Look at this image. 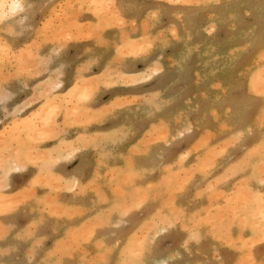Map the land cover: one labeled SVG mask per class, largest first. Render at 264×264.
Here are the masks:
<instances>
[{"label":"rangeland","instance_id":"obj_1","mask_svg":"<svg viewBox=\"0 0 264 264\" xmlns=\"http://www.w3.org/2000/svg\"><path fill=\"white\" fill-rule=\"evenodd\" d=\"M12 1H0L6 8L0 5V88L7 93L0 92V152L7 155L15 147L16 154L6 161L0 156V175H5L0 181H6L0 196L24 197L21 188L29 195L24 202L13 197L11 209L10 201L0 203L5 205L0 209L7 207L0 211V227L6 229L0 228V263L46 264L50 256L54 264H264V180L258 179L264 178V0H131L118 15L112 11L121 0H14L22 9L10 6ZM18 51L20 60L31 59L35 68L26 67L28 61L17 66ZM52 100L54 107H47ZM77 112L82 122L66 123L68 115L70 123L78 120ZM53 125L61 128L53 127L57 135ZM35 128L42 134L50 128L54 135L46 133L30 145L24 137ZM26 144L30 153L47 151L51 162L35 154L24 157ZM146 159L140 173L138 164ZM8 160H14L12 167ZM198 162L206 169L199 170ZM36 174L43 181L49 176L51 184Z\"/></svg>","mask_w":264,"mask_h":264},{"label":"bare ground","instance_id":"obj_2","mask_svg":"<svg viewBox=\"0 0 264 264\" xmlns=\"http://www.w3.org/2000/svg\"><path fill=\"white\" fill-rule=\"evenodd\" d=\"M0 1H1V0H0ZM9 1H10V0H9ZM22 1H23V0H22ZM46 1H47V0H46ZM49 1H50V0H49ZM88 1H89V0H88ZM99 1H101V0H99ZM137 1H140V0H137ZM180 1H181V0H180ZM184 1L189 2V0H184ZM191 1L193 2V0H191ZM194 1H195V0H194ZM12 2H13L12 4H15V5H16V3H14V2H15L14 0H13ZM33 2H34V1H33ZM77 2H78V1H77ZM85 2H86V1H85ZM85 2H84V3H85ZM120 2H121V5L118 6L119 8L115 7V8L113 9V11H112L113 14L118 15V13L121 12V8H123V6H130V5H131V4H129V2H131V0H121ZM19 3H21V2H19ZM57 3H58V2H57ZM78 3H79V2H78ZM82 3H83V0H82ZM88 3H89V2H88ZM93 3H94V2H93ZM111 3H112V1H111ZM194 3H196V2H194ZM197 3H198V2H197ZM202 3H203V2H202ZM6 4H7V3H6ZM35 4H36V3H35ZM71 4H73V3H71ZM74 4H76V3L74 2ZM91 4H92V3H91ZM0 5H1V7H4V8H5L4 2H3V3L1 2ZM24 5H25V4H24ZM45 5H46V4H45ZM54 5H55V4H54ZM81 5H82V4H81ZM86 5H87V2H86ZM8 6H9V4H8ZM10 6H14V5H11V4H10ZM10 6H9V7H10ZM20 6H23V5H20ZM43 6H44V5H43ZM47 6H48V5H47ZM47 6H46V7H47ZM69 6H70V5H69ZM77 6H78V5H77ZM91 6H92V5H91ZM98 6H99V5H98ZM98 6L96 5V9L98 8ZM121 6H122V7H121ZM40 7H41V6H40ZM50 7H51V6H50ZM50 7H49V8H50ZM133 7H134V6H133ZM11 8H12V7H11ZM14 8H15V7H14ZM19 8H21V7H19ZM56 8H57V7H56ZM84 8H85V7H84ZM5 9H6V8H5ZM7 9H8V8H7ZM21 9H22V8H21ZM38 9H39V8H38ZM47 9H48V8H47ZM9 10H10V9H9ZM9 10H8V11H9ZM40 10H41V9H40ZM62 10H64V8H63ZM65 10H66V9H65ZM71 10H72V7H71ZM85 10H86V9H85ZM88 10H89V9H88ZM150 10H151V9H150ZM5 11H6V10H5ZM19 11H20V10H19ZM47 11H48V10H47ZM81 11H82V10H81ZM91 11H92V10H91ZM95 11H96V10H95ZM152 11H153V9L151 10V12H152ZM16 12H17V11H16ZM54 12H56V11H54ZM57 12H60V11H57ZM101 12H103V10H102ZM101 12H100V13H101ZM263 12H264V11H263ZM28 13H29V12H28ZM47 13H48V12H47ZM70 13H71V12H70ZM96 13H97V12H96ZM145 13H146V12H145ZM156 13H157V12H156ZM171 13H172V12H171ZM37 14H38V13H37ZM57 14H58V13H57ZM61 14H62V13H61ZM107 14H108V13H107ZM109 14H110V13H109ZM176 14H177V13H176ZM5 15H6V14H5ZM10 15H11V14H10ZM52 15H53V14H52ZM64 15H65V14H64ZM69 15H70V14H69ZM71 15H72V14H71ZM97 15H98V13H97ZM134 15H135V14H134ZM153 15H154V14H153ZM1 16H2V15H1ZM1 16H0V17H1ZM26 16H27V15H26ZM65 16H66V15H65ZM67 16H68V15H67ZM95 16H96V15H95ZM138 16H139V15H138ZM148 16H149V15H148ZM31 17H32V16H31ZM37 17H38V15H37ZM48 17H49V16H48ZM52 17H53V16H52ZM72 17H73V16H72ZM100 17H102V15L99 16V18H100ZM112 17L115 18L114 15H112ZM132 17H133V16H132ZM139 17H140V16H139ZM150 17H152V15H151ZM154 17H155V16H154ZM66 18H68V17H66ZM66 18H65V19H66ZM70 18H71V17H70ZM76 18H77V17H76ZM114 18H113V19H114ZM145 18H146V17H145ZM52 19H56V20H57L58 18H52ZM59 19H60V17H59ZM63 19H64V17H63ZM130 19H131V18H130ZM132 19H133V18H132ZM139 19H140V18H139ZM148 19H149V18H148ZM22 20H23V19H22ZM22 20H21V21H22ZM50 20H51V19H50ZM50 20H49V21H50ZM61 20H62V18H61ZM61 20H60V21H61ZM68 20H70V19L68 18ZM76 20H77V19H76ZM99 20H100V19H99ZM115 20H116V19H115ZM115 20H114V21H115ZM123 20H124V19H123ZM125 20H126V19H125ZM142 20H144V19H142ZM150 20H152V19H150ZM45 21H46V20H45ZM63 21H65V20H63ZM74 21H75V19H74ZM112 21H113V20H112ZM114 21H113V23L115 24ZM117 21H119V20H117ZM129 21H130V20H129ZM139 21H140V20H139ZM148 21H149V20H148ZM196 21H197V20H196ZM38 22H39V21H38ZM57 22H58V21H57ZM68 22H69V21H68ZM68 22H66V23H68ZM85 22L88 23L87 21H85ZM119 22H120V21H119ZM119 22H118V23H119ZM125 22H126V21H125ZM137 22H138V21H137ZM137 22H136V23H137ZM50 23H51V22H50ZM54 23H55V21H54ZM59 23H60V22H59ZM61 23H62V22H61ZM75 23H76V21H75ZM102 23H103V21H102ZM110 23H112V22H110ZM130 23L132 24V22H130ZM142 23H143V22H142ZM14 24H15V23H14ZM20 24H21V23H20ZM51 24H52V23H51ZM51 24H50V26H51ZM64 24H65V23H64ZM100 24H101V23H100ZM106 24H108V23H105V26H106ZM149 24H151V23H149ZM170 24H171V23H170ZM47 25H48V24H47ZM61 25H63V24H61ZM72 25H73V24L71 23V27H70V28H72ZM74 25H75V24H74ZM74 25H73V26H74ZM129 25H130V24H129ZM133 25H134V23H133ZM138 25H139V22H138ZM44 26H45V25H44ZM50 26H48V27H50ZM107 26H108V25H107ZM173 26H174V24H173ZM10 27H11V25H10ZM41 27H43V26H41ZM41 27H40V28H41ZM48 27H45V29L48 28ZM51 27H52V26H51ZM56 27H57V26H56ZM61 27L63 28V27H65V25H64V26H61ZM113 27H114V26H113ZM139 27H140V26H138V28H139ZM188 27H189V28L192 27V26H191V23L188 24ZM208 27H209V26H208ZM14 28H15V27H14ZM22 28H23V27H22ZM66 28H68V26H67ZM73 28H74V27H73ZM101 28H102V27H101ZM103 28H104V27H103ZM111 28H112V27H111ZM127 28H128V27H127ZM163 28H164V27H163ZM173 28H174V27H173ZM175 28H176V27H175ZM175 28H174V29H175ZM182 28H183V27H182ZM256 28H257V27H256ZM0 29H1V28H0ZM3 29H4V28H3ZM18 29H19V28H18ZM23 29H24V28H23ZM25 29H26V27H25ZM33 29H34V28H33ZM38 29H39V28H38ZM38 29H37V30H38ZM43 29H44V28H43ZM74 29H75V28H74ZM109 29H110V28H109ZM123 29H124V28H123ZM132 29H133V28H132ZM134 29H135V27H134ZM143 29H144V27H143ZM26 30H27V29H26ZM29 30H30V29H29ZM31 30H32V29H31ZM48 30H49V29H48ZM76 30H78V29H75V33H76ZM104 30H106V29L104 28ZM158 30H159V29H158ZM161 30H162V29H161ZM5 31H6V29H5ZM8 31H9V30H8ZM16 31H17V30H16ZM20 31H21V30H20ZM32 31H33V30H32ZM43 31H44V30H43ZM49 31H50V30H49ZM53 31H54V29H53ZM61 31H63V30H61ZM61 31H58V32H61ZM82 31H83V30H82ZM87 31H88V33H89L90 30H87ZM87 31H86V32H87ZM109 31H110V30H108V32H109ZM127 31H128V30H127ZM141 31H142V30H141ZM181 31H182V30H181ZM259 31H260V30H259ZM1 32H2V31H1ZM18 32H19V31H18ZM18 32H17V33H18ZM21 32H22V31H21ZM40 32H41V31H40ZM71 32H73L72 29H71ZM97 32H99V31L97 30ZM103 32H104V31H103ZM169 32H171V30H170ZM201 32H202V31H201ZM247 32H248V31H247ZM49 33H50V32H49ZM66 33H67V32H66ZM79 33H82V32L80 31ZM79 33H78V34H79ZM110 33H111V32H110ZM120 33H121V32H120ZM120 33H119V34H120ZM139 33H140V32H139ZM151 33H152V32H151ZM159 33H160V32H159ZM13 34H14V33H13ZM18 34H19V33H18ZM71 34H73V33H71ZM71 34H70V35H71ZM96 34H97V33H96ZM96 34L93 33V34H91V35H96ZM174 34H175V31H174V33H173V36H174ZM10 35H11V34H10ZM42 35H43V34H42ZM44 35H46V33H45ZM81 35H83V34H81ZM85 35H86V33L84 32V36H85ZM97 35H98V34H97ZM110 35H111V34H110ZM122 35H123V34H122ZM137 35H139V34H137ZM152 35H153V34H152ZM35 36H36V35H35ZM50 36H51V35H50ZM61 36H62V35H61ZM61 36H60V37H61ZM87 36H89V35H87ZM154 36H155V35H154ZM175 36H177V35H175ZM175 36H174V37H175ZM9 37H10V36H9ZM47 37H49V35H48ZM57 37H58V36H57ZM60 37H59V38H60ZM67 37H68V36H67ZM71 37H72V36H71ZM92 37H93V36H92ZM97 37H98V36H97ZM101 37H103V36H101ZM122 37H123V36H122ZM158 37H159V36H157V38H158ZM21 38H22V37H21ZM63 38H64V37H63ZM72 38H73V37H72ZM109 38H110V37H109ZM148 38H149V37H148ZM155 38H156V37H155ZM163 38H164V37H163ZM36 39H38V38H36ZM39 39H40V38H39ZM121 39L124 40V38H121ZM150 39H151V38H150ZM160 39H161V38H160ZM3 40H4V39H3ZM40 40H41V39H40ZM50 40H51V39H50ZM62 40H63V39H62ZM62 40H61V41H62ZM69 40H70V39H69ZM71 40H72V39H71ZM73 40H74V39H73ZM100 40H101V38H100ZM100 40H99V41H100ZM103 40H104V39H103ZM158 40H159V39H158ZM166 40H167V39H166ZM170 40H171V39H170ZM78 41H79V40H78ZM99 41H98V42H99ZM124 41H125V40H124ZM74 42H75V41H74ZM82 42H83V41H82ZM93 42H94V40H93ZM93 42H92V43H93ZM96 42H97V41H96ZM106 42H107V41H106ZM110 42H111V41H110ZM118 42H119V41H118ZM130 42H131V41H130ZM137 42H138V41H137ZM140 42H141V41H140ZM140 42H139V43H140ZM33 43H35V40H34ZM41 43H42V42H41ZM49 43H50V42H49ZM68 43H70V42H68ZM71 43H72V42H71ZM102 43L105 44V42H102V41H101L100 44H102ZM115 43H116V42H115ZM139 43H138V46H140V45L142 44V43H141V44H139ZM30 44H31V43H30ZM35 44H36V43H35ZM35 44H34V46H35ZM47 44H48V43H47ZM106 44H107V43H106ZM108 44H109V43H108ZM125 44H126V43H125ZM129 44H130V43H129ZM131 44H132V43H131ZM40 45H41V44H40ZM43 45H44V44H43ZM50 45H51V44H50ZM83 45H84V44H83ZM92 45H93V44H92ZM92 45H90V46H92ZM113 45H114V43H113ZM136 45H137V44H136ZM136 45H135V46H136ZM145 45H146V44H145ZM27 46H28V45H27ZM27 46H26V48H27ZM29 46H30V45H29ZM32 46H33V44H32ZM34 46H33V51H32L33 53L31 52L32 55L35 54L34 51L36 50V49H34ZM45 46H46V45H45ZM110 46H111V44H110ZM110 46H109V47H110ZM114 46H115V45H114ZM123 46H124V45H123ZM123 46H122V47H123ZM125 46H126V45H125ZM125 46H124V47H125ZM146 46H147V45H146ZM88 47H89V46H88ZM104 47H106V46H104ZM122 47H120V48H122ZM140 47H141V46H140ZM213 47H214V46H213ZM26 48H25V49H26ZM89 48H90V47H89ZM133 48H135V47H132V49H133ZM1 49H2V48H1ZM30 49H31V48H30ZM86 49H87V48H86ZM102 49H103V48H102ZM112 49H113V48H112ZM132 49H131V50H132ZM135 49L137 50V48H135ZM233 49H234V48H233ZM37 50H38V49H37ZM124 50H125V49H124ZM124 50H123V51H124ZM131 50H129V51H131ZM133 50H134V49H133ZM138 50H140V49L138 48ZM176 50H177V49H176ZM27 51H28V52H27ZM27 51H25V52H26V53H29L31 50H30V51L27 50ZM81 51H82V49H81ZM84 51H85V50H83V52H84ZM119 51H120V49H119ZM129 51H128V52H129ZM172 51H174V50H172ZM233 51H234V50H233ZM9 52H11V51H9ZM18 52H19V51H18ZM21 52H22V50H21ZM21 52H19L17 55L20 56V53H21ZM25 52H23V53H25ZM48 52H50V51H48ZM91 52H92V51H91ZM108 52H109V51H108ZM108 52H107V53H108ZM113 52H114V51H113ZM134 52H135V51H134ZM140 52H142V51H140ZM36 53H37V52H36ZM88 53H89V52H88ZM93 53L95 54L96 52H93ZM111 53H112V52H111ZM129 53H130V52H129ZM129 53H126V52H125L124 54H129ZM131 53H132V52H131ZM143 53H144V52H143ZM4 54H5V53H4ZM4 54H3V55H4ZM9 54H10V55L12 54V56H11L10 58H12V57L16 58V57L13 55V53H9ZM29 54H30V53H29ZM46 54H47V53H46ZM91 54H92V53H91ZM118 54H119V53H118ZM118 54H117V55H118ZM139 54H140V53H139ZM139 54H137V55H139ZM172 54H173V53H172ZM107 55H108V54H107ZM129 55H130V54H129ZM168 55H169V54H168ZM170 55H171V54H170ZM178 55H179V54H178ZM0 56H1V54H0ZM48 56H49V55H48ZM92 56H93V55H92ZM105 56H106V55H105ZM115 56H116V55H115ZM120 56H121V55H119L118 57L120 58ZM131 56H132V55H131ZM159 56H160V55H159ZM166 56H167V55H166ZM4 57H6V55L3 56V57H1V58H2L1 61L3 60ZM90 57H91V56H90ZM90 57H89V58H90ZM97 57H98V56H97ZM118 57H115V58H118ZM157 57H158V56H157ZM10 58H8V61H9ZM14 58H13V59H14ZM21 58H24L23 54H22V56L17 57V59H18V60H17V61H18L17 64H18V65H17V64H15V65H17V66L20 65V63L22 62V61L20 60ZM49 58H50V57H49ZM103 58H104V57H103ZM106 58H107V57H106ZM113 58H114V57H113ZM124 58H125V57H124ZM126 58H127V57H126ZM35 59H36V58H35ZM95 59H96V57H95ZM95 59H93V60H95ZM229 59H230V57H229ZM6 60H7V59H6ZM19 60H20V61H19ZM22 60H23V59H22ZM24 60H25V61H24ZM24 60H23V62L21 63V64L23 65V67L26 66V65H27L26 67H30V66L32 67V65H33V67H34V65L36 66L35 63L32 64V65H30V60H31V59L28 61V58L26 57ZM37 60H38V58H37ZM39 60H40V59H39ZM72 60H73V59H72ZM115 60H117V59H115ZM11 61H13V60H11ZM14 61H15V60H14ZM27 61H28V62H27ZM47 61H48V60H47ZM84 61H85V60H84ZM88 61H90V60H88ZM118 61H119V60H118ZM120 61H121V60H120ZM26 62H27L28 64L24 65V63H26ZM35 62H37V61H35ZM42 62H43V60H42ZM91 62H93V61H91ZM9 63H10V61H9ZM64 63H65V62H64ZM86 63H88V62H86ZM12 64H13V62H12ZM47 64H48V62H47ZM78 64H79V63H78ZM113 64H114V63H113ZM9 65H10V64H9ZM22 65L20 66L21 68H22ZM79 65H80V64H79ZM83 65H85V67H84V66H83V67L86 69V67H87L86 64H83ZM109 65H110V64H108V66H109ZM118 65H119V64H118ZM151 65H152V64H151ZM2 66H4V65L2 64ZM6 66H7V65H6ZM17 66H16V67H17ZM39 66H40V65H38V67H39ZM42 66H43V65H42ZM45 66H46V65H45ZM108 66H107V67H108ZM111 66H112V65H111ZM114 66H116V65H114ZM180 66H181V65H180ZM7 67H8V66H7ZM14 67H15V66H14ZM20 67H17V68L19 69ZM31 67H30V68H31ZM33 67H32V68H33ZM38 67H36L35 70H37ZM80 67H81V65H80ZM119 67H120V66H119ZM164 67H165V66H164ZM192 67H193V66H192ZM32 68H31V69H32ZM34 68H35V67H34ZM87 68H88V67H87ZM112 68H113V67H112ZM7 69H8V68H7ZM7 69H6V67H5L6 72H7ZM106 69H107V68H106ZM106 69H105V70H106ZM8 70H10V69H8ZM12 70H13V68H12ZM16 70H17V69H16ZM103 70H104V69H103ZM1 71H3V70H1ZM10 71H11V70H10ZM23 71H26V72H27L28 69L24 68V69L21 71L22 74H23ZM29 71H30V70H29ZM57 71H58V70H57ZM59 71H60V68H59ZM108 71H110V70H108ZM115 71H116V70H115ZM4 72H5V71H4ZM19 72H20V71H19ZM30 72H31V71H30ZM112 72H113V71H112ZM2 73H3V72H2ZM7 73H8V72H7ZM7 73H6V74H7ZM34 73H35V72H34ZM34 73L32 72V74H34ZM51 73H52V72H51ZM102 73H103V72H102ZM104 73H107V71L104 72ZM104 73H103V74H104ZM120 73H121V72H120ZM22 74H21V76H23ZM24 74H25V73H24ZM36 74H37V73H36ZM12 75H14V72H13ZM50 75H51V74H50ZM56 75H57V74H56ZM108 75H109V74H108ZM108 75H106V76H108ZM2 76H3V75H2ZM7 76H8V74H7ZM75 76H76V75H75ZM125 76H126V75H125ZM14 77H16V76H14ZM18 77H19V76H18ZM72 77H73V76H72ZM78 77H79V76H78ZM108 77H109V76H108ZM115 77H116V75H115ZM126 77H127V76H126ZM145 77H146V76H145ZM9 78H10V77H9ZM113 78H114V77H113ZM116 78H117V77H116ZM120 78H121V76H120ZM120 78H119V79L117 78V79H118V80H121ZM2 79H3V78H2ZM4 79H5V78H4ZM7 79H8V78H7ZM14 79H15V78H14ZM50 79H51V78H50ZM90 79H91V78H90ZM101 79H102V78H101ZM124 79H125V78H124ZM124 79H122L123 82H124ZM127 79H129V78L127 77ZM11 80H12V79H11ZM92 80H93V79H92ZM111 80H113V79H111ZM17 81H18V80H17ZM22 81H23V80H22ZM22 81H21V82H22ZM24 81H25V80H24ZM24 81L22 82L23 84H24ZM79 81H80V80H79ZM125 81H127V80H125ZM128 81H129V80H128ZM2 83H3V82H2ZM2 83H1V84H2ZM10 83H11V82H10ZM53 83H54V82H53ZM55 83H56V82H55ZM84 83H87V84H88V80L86 79V82H84ZM96 83H97V82H96ZM109 83H110V82H109ZM113 83H114V82H113ZM117 83H118V82H117ZM4 84H5V83H3V85H4ZM37 84H38V83H37ZM79 84H81V83H78V85H75V86H76V87H77V86L79 87ZM17 85H18V84H17ZM39 85H40V84H39ZM1 86H2V85H1ZM24 86H25V84H24ZM36 86H37V85H36ZM41 86H42V84H41ZM44 86H45V85H44ZM49 86H50V85H49ZM75 86H74V87H75ZM229 86H230V85H229ZM46 87H47V86H46ZM54 87H55V86H54ZM76 87H75V89H76ZM95 87H96V86H95ZM99 87H101V86H99ZM223 87H224V86H223ZM1 88H2V87H1ZM1 88H0V92H1V94H4V95L6 94L5 96H7V93H5V92L3 91V89L1 90ZM47 88H48V87H47ZM47 88H46V89H47ZM93 88H94V87H93ZM102 88H103V87H102ZM26 89H27V88H26ZM50 89H51V88H50ZM78 89H79V88H78ZM78 89H77V90H78ZM89 89H90V88H89ZM261 89H262V88H261ZM91 90H92V89H91ZM163 90H164V89H163ZM258 90H259V88H258ZM28 91H29V90H28ZM70 91H71V90H70ZM73 91H74V90H73ZM3 92H4V93H3ZM67 92H68V91H67ZM81 92H82V90H81ZM88 92H90V91H88ZM88 92H87V93H88ZM94 92H95V91H94ZM94 92H93V94H94ZM261 92H263V91H261ZM35 93H36V91H35ZM43 93H45V92H43ZM68 93H69V92H68ZM87 93H86V95H87ZM91 93H92V92H91ZM95 93H96V92H95ZM263 93H264V92H263ZM46 94H47V92H46L44 95H46ZM72 94H73V93H72ZM74 94H75V93H74ZM36 95H37V94H36ZM86 95H85V96H86ZM143 95H144V94H143ZM158 95H160V94H158ZM5 96L2 95V97H5ZM8 96H10V95H8ZM91 96H92V95H91ZM35 97H36V96H35ZM70 97H71V96H70ZM87 97H88V96H87ZM127 97H128V96H127ZM222 97H223V96H222ZM32 98H34V97H32ZM58 98H59V97H58ZM119 98L121 99V97H119ZM119 98H117V99H119ZM4 99H5V98H4ZM38 99H39V98H38ZM66 99H67V98H66ZM71 99H72V98H71ZM115 99H116V98H115ZM120 99H119V100H120ZM0 100H1V99H0ZM28 100H31V99H28ZM73 100H75V99H73ZM121 100H122V99H121ZM141 100H143V99H141ZM55 101H57V100H55ZM82 101H83V100H82ZM113 101H114V100H113ZM113 101H112V103H113V104H116V102H115L116 100H115L114 102H113ZM117 101H118V100H117ZM152 101H153V100H152ZM163 101H164V100H163ZM28 102H29V101H28ZM28 102H27V104H28ZM30 102H33V101L31 100ZM122 102H123V101H122ZM122 102H121V103H122ZM166 102H167V101H166ZM24 103H25V102H24ZM51 103H52V107H54V105H53V100H52V102L50 101V103H49V102H46L45 105H46L47 107H49V104H51ZM54 103H55V102H54ZM63 103H64V102H63ZM78 103H79V102H78ZM78 103H77V104H78ZM118 103H120V102H118ZM121 103H120V104H121ZM157 103H158V102H157ZM157 103H156V104H157ZM67 104H68V103H67ZM73 104H74V103H73ZM77 104H76V105H77ZM80 104H81V103H80ZM80 104H79V105H80ZM106 104H107V103H106ZM108 104H110V101H109ZM108 104H107V105H108ZM113 104H110L111 107H112ZM45 105H43V106H44V107H43L44 109H43V108H41V109L45 110V109L47 108ZM63 105H64V104H63ZM63 105H61V106H63ZM107 105H106V106H107ZM23 106H25V105H23ZM23 106H22V107H23ZM58 106H59V105H58ZM77 106H78V105H77ZM19 107H20V109H21V106H19ZM63 107L65 108V105H64ZM187 107H188V106H187ZM64 108H63V109H64ZM70 108H71V107H70ZM70 108H69V109H70ZM102 108H103V106H102ZM109 108H110V107H109ZM109 108H108V109H109ZM37 109H38V108H37ZM49 109H50V108H49ZM54 109H55V108H54ZM69 109H68V110H69ZM78 109H79V108H78ZM21 110H22V109H21ZM82 110H83V109H82ZM96 110H97V109H96ZM103 110H104V109H103ZM103 110H102V112H103ZM105 110H107V108H106ZM226 110H227V109H226ZM5 111H7V110H5ZM18 111H19V109H18ZM34 111H35V110H34ZM41 111H42V110H41ZM46 111H47V110H46ZM63 111H64V110H63ZM65 111H66V110H65ZM65 111H64V112H65ZM71 111H73V109H71ZM76 111H77V110H76ZM80 111H81V110L79 109V112H80ZM212 111H215V110H212ZM37 112H38V111H37ZM42 112H43V111H42ZM73 112H74V111H73ZM79 112H77V113L79 114ZM93 112H94V111H93ZM102 112L97 111L96 113L99 114V113H102ZM4 113H5V112H4ZM34 113H36V112H34ZM50 113H51V112H50ZM50 113H49V117H46V118H50L51 115H52L53 113H54V114H53V117H52V118H54V116L57 114V107H56V111H55V112H53L51 115H50ZM55 113H56V114H55ZM68 113H69V112H68ZM90 113H91V112H90ZM113 113H114V112H113ZM5 114L7 115V113H5ZM38 114L40 115L41 112L38 113ZM74 114H75V112H74ZM92 114H93V113H92ZM94 114H95V113H94ZM6 115H5V116H6ZM30 115H31V114H30ZM30 115H29V116H30ZM39 115H38V116H39ZM41 115L43 116V114H41ZM41 115H40V116H41ZM44 115H45V114H44ZM86 115H87V114H86ZM214 115H215V114H214ZM70 116H71V115H70ZM70 116L68 115V120L66 121V123L69 122V124H74V122H78V121L80 122V121H81V120H80V119H81V118H80V114H79V118H78V120L73 121V122L70 123V120H71V118H69ZM76 116H77V114H76ZM90 116H91V115H89V117H90ZM98 116H99V115H98ZM98 116H97V117H98ZM26 117H27V116H26ZM30 117H34V118H35V115H34V116H30ZM63 117H64V116H63ZM72 117H74V116H72ZM77 117H78V116H77ZM77 117H76V118H77ZM95 117H96V116H95ZM65 118H66V117H65ZM17 119H18V118H17ZM24 119H25V118H24ZM29 119H30V118H29ZM31 119H32V118H31ZM37 119H39V121H40L41 117H40V118H37ZM66 119H67V118H66ZM69 119H70V120H69ZM82 119H83V118H82ZM93 119H94V118H93ZM238 119H239V118H238ZM261 119H262V118H261ZM261 119H259V120H261ZM33 120H34V119H33ZM33 120H32V121H33ZM41 120H42V119H41ZM52 120H53V119H52ZM97 120H98V119H97ZM100 120H101V119H100ZM30 121H31V120H30ZM36 121H37V120L35 119V122H34V123H36ZM12 122H13V121H12ZM17 122H18V121H17ZM20 122H22V121H20ZM23 122H24V121H23ZM23 122H22V123H23ZM81 122H82V121H81ZM261 122H262V121H261ZM52 124H54V123H52ZM77 124H78V123H77ZM80 124H82V123H80ZM20 125H21V124H20ZM7 126H8V125H7ZM44 126H46V125H44ZM54 126H55V125L51 126L52 129L55 128ZM60 126H61V125H60ZM80 126H81V125H80ZM4 127H6V126L4 125ZM23 127H24V125H23ZM38 127H39V125H38ZM49 127H50V126H49ZM53 127H54V128H53ZM56 127H57V126H56ZM57 128H60V127H57ZM57 128H55V129H57ZM124 128H125V127H124ZM5 129H6V128H5ZM17 129H18V128H17ZM25 129H26V128H25ZM35 129H36L35 132H36V131H37V133L40 132L39 130H37V128H35ZM55 129H54V134L57 135V133H55ZM60 129H61V128H60ZM12 130H13V129H12ZM23 130H24V129H23ZM49 130H50V128H49ZM49 130H48L49 133H48V132H45V133L43 132V133H44V134L47 133V134H49V135L51 134L52 137H53L54 134L51 133V132H53V131L50 130V131H51V132H50ZM112 130H113V129H112ZM126 130H127V128H126ZM10 131H11V130H10ZM19 131H20V130H19ZM19 131H18V132H19ZM27 131H28V130H27ZM60 131H61V130H60ZM110 131H111V130H110ZM2 132H3V131H2ZM2 132H1V133H2ZM13 132H14V131H13ZM13 132H12V133H13ZM18 132H16V134H17ZM29 132H30V131H29ZM29 132H28V133H29ZM35 132H34V129H33V132H31V133L33 134V133H35ZM22 133H23V131H22V129H21V133H20V134L23 136ZM37 133H36V134H37ZM58 133H60L59 130H58ZM206 133H207V132H206ZM9 134H11V133H9ZM32 134H31V135L29 134V135H28V136H29L28 138H27V137H24L25 140H26V139H30V140H28V141H26V142H28V143H29V141H30V142H32V141H33V142H34V141H35V142H36V141L38 142L40 139H44V138H46V136H48V135L46 134L45 137L41 138V135L44 136V134H42V133H38V134H37L38 136H37L36 134H34V135H32ZM92 134H93V133H92ZM3 135H4V134H3ZM11 135H12V134H11ZM51 135H50V136H51ZM90 135H91V133H90ZM116 135H118V134H116ZM5 136H6V134H5ZM13 136H14V135H13ZM13 136H12V138H13ZM35 136H36V137H35ZM50 136H49V138H52V137H50ZM86 136H87V135H86ZM100 136H101V135H100ZM114 136H115V135H114ZM17 137H18V136H17ZM20 137H21V136H20ZM20 137H19V139H21ZM236 137H237V136H236ZM238 137H239V136H238ZM8 138H9V137H8ZM78 138L80 139V137H78ZM107 138H108V137H107ZM201 138H202V137H201ZM15 139H18V138H16V136H15ZM22 139H23V137H22ZM33 139H34V140H33ZM81 139H82V138H81ZM0 140L2 141V140H4V138L2 139V138L0 137ZM6 140H7V139H6ZM75 140H76V139H75ZM82 141H83V139H82ZM259 141H260V140H259ZM4 142H5V141H4ZM9 142H10V140H9ZM13 142L15 143V141H13V140L10 142L11 145H12ZM77 142H78V141H77ZM260 142H261V141H260ZM262 142H263V141H262ZM6 143H8V141H7ZM74 143H75V142H74ZM93 143H94V142H93ZM230 143H233V141L230 142ZM0 144L2 145V142H0ZM24 144H25V142H24ZM29 144L31 145V143H29ZM36 144H37V143H36ZM102 144H103V143H102ZM1 145H0V146H1ZM3 145H4V144H3ZM3 145H2V146H3ZM9 145H10V144H9ZM74 145H76V144H74ZM77 145H78V144H77ZM14 146H15V145H14ZM18 146H19V145H18ZM26 146H28V148H26ZM62 146H63V145H62ZM79 146H81L80 142H79ZM79 146H78V147H79ZM90 146H92V145H90ZM29 147H30V146H29L28 144L25 145L26 150L24 149L23 151H28V152H24V157H26V156H27V153H28V155L32 156L31 158H30V156H29V158L32 159V158H33V155H34L35 153H30L31 151L28 150V149H31V148H29ZM71 147H72V146H71ZM97 147H98V146H97ZM89 148H90V147H89ZM89 148H88V149H89ZM91 148H92V147H91ZM12 149H13V148H12ZM12 149H11V152H10V151H8V152H10V154L12 153L11 156H14V155H13L14 152H12V151H14L16 148L14 147V150H12ZM50 149H51V148H50ZM67 149H68V148H67ZM96 149H97V148H96ZM259 149H260V148H259ZM56 150H57V149H56ZM214 150L217 151V149H214ZM4 151H5V150H4ZM16 151H17V150H16ZM23 151H22V152H23ZM29 151H30V152H29ZM34 151H35V150H34ZM34 151L32 150V152H34ZM49 151H50V150H49ZM95 151H96V150H95ZM194 151H195V150H194ZM247 151H248V150H247ZM253 151H254V150H253ZM263 151H264V150H263ZM35 152H36V151H35ZM46 152H47V151H46ZM46 152L42 151V153H41L40 151H38L39 156L43 154V156H40V157L38 156L37 153H36L35 155H36L37 158H40V159H41V157H42V159L45 161V158H48V159H49V156L45 157L46 155H49V154H47ZM60 152H62V151H60ZM70 152H71V151H69V153H70ZM93 152H94V151H93ZM97 152H98V151H97ZM203 152H204V151H203ZM2 153H3V151L1 150V152H0V156H2V155L5 154V153H4V154H2ZM6 153H7V151H6ZM40 153H41V154H40ZM45 153H46V155H45ZM52 153H53V152H52ZM54 153H55V152H54ZM195 153H196V152H195ZM220 153H221V152H220ZM246 153H247V152H246ZM10 154L7 153V155H10ZM14 154H16V153H14ZM25 154H26V155H25ZM59 154H60V153H59ZM218 154H219V153H218ZM262 154H263V153H262ZM7 155H4V157H6V158H5V161H6L7 158H8V159H10V158H11V159H14V157H15V156H14V157H11V156H10V158H9V156H7ZM35 155H34V156H35ZM245 155H246V154H245ZM260 155H261V154H260ZM260 155H259V157H260ZM93 156H94V155H93ZM95 156H96V155H95ZM206 156H207V155H206ZM210 156H211V155H210ZM18 157H19V156H18ZM21 157H23V155H22ZM24 157H23V159H24V161H25L26 158H24ZM27 157H28V156H27ZM36 157H35V158H36ZM53 157H54V156H53ZM96 157H97V156H96ZM247 157H248V156H247ZM247 157H246V159H247ZM213 158H214V157H213ZM248 158H249V157H248ZM253 158H254V157H253ZM23 159H21V161H22ZM30 159H29V161H30ZM95 159H96V158H95ZM27 160H28V158H27ZM34 160H35V159H34ZM34 160H31V161H34ZM46 160H47V159H46ZM49 160H50V162H51V159H49ZM201 160H202V159H201ZM1 161H2V160H1ZM8 161H9V160H8ZM8 161H7V163L10 164V166L12 167V166H13V163H12V162H13L14 160H13L12 162H11V161L8 162ZM36 161L38 162L39 159H37ZM36 161H34V163H36ZM47 161H48V160H47ZM112 161H113V160H112ZM147 161H148V160L146 159V161L143 160V161H141L140 164H138L137 170H138L140 173H141L142 171H144V170L147 168V166H146ZM210 161H211V160H210ZM210 161H209V162H210ZM95 162H97V161H95ZM207 162H208V161H206V164H207ZM238 162H239V160H238ZM247 162H248V161H247ZM0 163H1V162H0ZM3 163H4V160H3L2 164H0V165L2 166ZM11 163H12V165H11ZM72 163H74V162H72ZM199 163H200V162H198V169H199V168H200V169H203V167H202V168L199 167V166H200ZM204 163H205V161H204ZM210 163H211V162H210ZM260 163H261V161H260ZM20 164H21V163H20ZM45 164H47V162H46ZM208 164H209V163H208ZM237 164H238V163H237ZM239 164H241V163H239ZM239 164H238V165H239ZM253 164H255L254 161H253ZM256 164H258L259 166L262 165V163L259 164L258 162H257ZM193 165H194V164H193ZM210 165H213V163L210 164ZM210 165H209V167H210ZM1 166H0V167H1ZM6 166H7V164H6ZM46 166H49V165H46ZM46 166H45V167L42 166V167L44 168V170H46V168H47ZM207 166H208V165H207ZM235 166H236V165H234L233 167H235ZM255 166H257V165H255ZM259 166H258V167H259ZM11 167H10V168H11ZM14 167H15V166H14ZM144 167H145V168H144ZM204 167H205V166H204ZM7 168H8V170H9V167H7ZM25 168H26V167H25ZM32 168H33V167H32ZM43 168L41 169L42 171H43ZM235 168L237 169L238 167H235ZM255 168H256V167H255ZM3 169H4V168H3ZM200 169H199V170H200ZM204 169H206V168H204ZM204 169H203V170H204ZM231 169H232V168H231ZM233 169H234V168H233ZM260 169H261V171H263V173H264V170H262V167H261V166H260ZM260 169H259V170H260ZM5 170H6V167H5ZM5 170H4V171H5ZM193 170H194V169H193ZM234 170H235V169H234ZM4 171H3V172H4ZM8 172H10V171H7L6 174H7ZM18 172H19V171H18ZM43 172H44V171H43ZM251 172H253V170H251ZM255 172H256V171H255ZM1 173H2V172H1ZM203 173H204V172H203ZM244 173H245V172H244ZM224 174H226V173H224ZM3 175H4V174H2V176H3ZM7 175H8V174H7ZM36 175H38V174H36ZM36 175H35V176H36ZM109 175H110V174H109ZM226 175H227V174H226ZM256 175H257V178H258V175L260 176V173H257ZM263 175H264V174H263ZM263 175H261V176L263 177ZM2 176L0 175L1 178H2ZM4 176H5V175H4ZM187 176H188V175H187ZM7 177H8V176H7ZM38 177H39V175H38ZM40 177H41V176H40ZM40 177H39V178H40ZM48 177H49V176H48ZM48 177H47V179H48ZM248 177H249V176H248ZM3 178H4V177H3ZM3 178H2V180H3ZM30 179H31V178H30ZM40 179H42V181H43V178H42V177H41ZM47 179L45 178V181H43V182H45L46 184H47L48 181H50L49 179H48V181H47ZM178 179H179V178H178ZM258 179H259V180H261V179L264 180V178H260V177H259ZM4 180H5V178H4ZM6 180H8V179L6 178ZM179 180H180V179H179ZM1 182H2V183H1ZM27 182H28V181H27ZM62 182L64 183V181H62ZM208 182H209V181H208ZM246 182H247V181H246ZM259 182H262V181H259ZM0 183H1V185H2V186H0V188H4V187H5V184H6V181H0ZM37 183L39 184L40 181L38 180ZM45 183H43V184H45ZM48 183H49V185L51 184L50 182H48ZM209 183H210V182H209ZM3 184H4V185H3ZM53 184H54V183H53ZM60 184H61V183H60ZM260 184H261V183H260ZM263 184H264V183H263ZM27 185H28V184H27ZM35 185H36V184H34V188H35ZM61 185H62V184H61ZM208 185H209V184H208ZM210 185H211V184H210ZM6 186H8V185H6ZM30 186H31V185H30ZM30 186H29V190L31 189ZM36 186H37V185H36ZM40 186H42V183H41ZM55 186H56V187L58 186L57 183H55V184L53 185V187H55ZM62 186H63V185H62ZM259 186L261 187V185H259ZM23 187H26V185L23 186ZM32 187H33V186H32ZM60 187H61V186H60ZM63 187H64V186H63ZM63 187H61V188L63 189ZM237 187H238V186H237ZM239 187H240V186H239ZM260 187H259V188H260ZM43 188H44V187H43ZM57 188H58V187H57ZM244 188H245V187H244ZM256 188H257V187H256ZM25 189H27V188H25ZM25 189L21 188V190H23V191H22V192H23L22 194L24 195V197H21V195H20L21 193H19V194L17 193V194H18V195H17L18 197L14 194V196H12L11 198L9 197L10 199H8L7 197H6V198L3 197V199H2V197L0 196V198L2 199V201H1L0 203L5 204V202L10 201V203L7 204L8 209H11V208H10L11 203H12V206H11L12 208H13V205H14V207H16V206H15V205H16V202L14 201V202H15V203H14V202H11V201L13 200V197H14V200H16V201H18L17 199H19V197H21L20 200H22L23 198H25V195L28 194V193H27V194H24V192L26 191ZM257 189H258V188H257ZM21 190H19V191H21ZM236 190H237V189H236ZM242 190H243V189H242ZM31 191H32V192H31ZM34 191H35V189H34ZM34 191H33V188H32V190H30L31 195H32V194H33V195L35 194ZM136 191H137V190H136ZM136 191H135V193H136ZM139 192H140V191H139ZM139 192H138V193H139ZM245 192H247V190H246ZM251 192H253V191H251ZM254 192H255V191H254ZM142 193H143V191H141V194H142ZM249 193H250V192H249ZM53 194H54V193H53ZM246 194H247V193H246ZM251 194H252V193H251ZM257 194H258V193H257ZM257 194H256V195H257ZM19 195H20V196H19ZM28 195H29V194H28ZM28 195H27V196H28ZM44 195H46V194H44ZM213 195H214V194H213ZM252 195H253V194H252ZM256 195H255V196H256ZM40 196H41V195H40ZM249 196H251V195L249 194ZM262 196H263V195H262ZM262 196H261V197H262ZM15 197H16V198H15ZM41 197H42V196H41ZM55 197H56V196H55ZM139 197H140V196H139ZM250 198H252V196H251ZM255 198H256V200H257L256 202H258L257 197H255ZM255 198H254V199H255ZM47 199H48V198H47ZM47 199L45 200L46 202H51V200H52L53 198L51 197V200H50V197H49V200H47ZM137 199H138V198H137ZM254 199H252V200H254ZM6 200H7V201H6ZM20 200H19V201H20ZM31 200H32V198H31ZM252 200H250V201H252ZM259 200H260V199H259ZM19 201H18V202H19ZM26 201H27V200H26ZM28 201H29V200H28ZM242 201H243V200H242ZM23 202H24V199H23ZM29 202H30V201H29ZM40 202L42 203V201H40ZM238 202H240V201H238ZM245 202H249V198H248V200H246ZM41 203H40V204H41ZM253 203H255V201H254ZM260 203H261V202H260ZM260 203H259L258 206H257L258 208H259L260 205H262V204H260ZM2 204H1L0 206H2V207L5 206V205H2ZM9 204H10V205H9ZM24 204H25V203H24ZM28 204H30V203H28ZM233 204H234V203H233ZM239 204H240V203H239ZM26 205H27V204H26ZM43 205H44V204H43ZM132 205H133V204H132ZM225 205H226V204H225ZM227 205H228V204H227ZM253 205H254V204H252V207H254ZM256 205H257V204H256ZM54 206H55V205H53L52 208L49 207V208L51 209L50 212H51V211H52V212L55 211V210H52ZM123 206H125V205H123ZM208 206H210V205H208ZM232 206H233V205H232ZM250 206H251V205H250ZM7 207H4L3 210L0 209V211L7 210V209H6ZM27 207H28V206H27ZM32 207H33V206H32ZM32 207H31V208H32ZM41 207H42V206H41ZM46 207H47V206H46ZM56 207H57V206H56ZM56 207H54V208H56ZM58 207H59V206H58ZM126 207H127V206H126ZM240 207H241V206H240ZM252 207H251V208H252ZM49 208H48V209H49ZM214 208H215V207H214ZM220 208H221V207H220ZM233 208H234V207H233ZM233 208H231V209L234 210ZM255 208H256V207H255ZM22 209H24V208H22ZM27 209H28V208H27ZM221 209H222V208H221ZM225 209L227 210L228 207L225 208ZM243 209H244V208H243ZM30 210H31V209H30ZM59 210H61V208H60ZM59 210L57 211L58 214L60 213ZM222 210H224V209H222ZM238 210H239V209H238ZM241 210H242V209H241ZM241 210H240V211H241ZM244 210H245V209H244ZM244 210H243V211H244ZM254 210H255V211H259V212L261 211V210H259V209H252V211H250V210L247 211V209H246L247 212H249V213L252 212L251 214H253V213L255 212ZM219 211H220V214H222V211H221V210H219ZM224 211H225V210H224ZM243 211H242V212H243ZM69 212H70V210H69ZM71 212H72V211H71ZM262 212H264V211H262ZM262 212H261V213H262ZM61 213H62V212H61ZM176 213H177V212H176ZM215 213H216V212H215ZM249 213H247V214H249ZM255 213H257V212H255ZM70 214H71V213H69V215H70ZM123 214H124V213H123ZM211 214H212V215H211L212 218H213V217L215 218V217L217 216V215L214 216L213 213H211ZM220 214H219V215H220ZM224 214H225V213H224ZM239 214H240V213H239ZM241 214H243V213H241ZM196 215H197V214H196ZM209 215H210V214H209ZM225 215H226V214H225ZM70 216H71V215H70ZM222 216H223V215H222ZM222 216H221V217H222ZM226 216H228V215H226ZM239 216H241V215H239ZM239 216H238V217H239ZM249 216H250V215H249ZM251 216H253V215H251ZM254 216H257V215H254ZM254 216H253V217H254ZM258 216H260V215H258ZM258 216H257V220H258ZM261 216H262V215H261ZM221 217H220L219 219L216 217V219L220 220V219H222ZM246 217H247V216H246ZM33 218H35V216H34ZM254 218H255V217H254ZM260 218H261V217H260ZM228 219H229V217H228ZM248 219H249V218H248ZM251 219H252V218H251ZM251 219H250V220H251ZM257 220H255L254 222L256 223ZM262 220H263V218H262ZM226 221H227V220H226ZM226 221H225V222H226ZM121 222H122V221H121ZM204 222H206V221H204ZM228 222H230V221H227V222H226L227 225H228ZM231 222H232V221H231ZM242 222H243V221H242ZM29 223H32V222H29ZM96 223H97V222H96ZM232 223H233V222H232ZM248 223H249V220H248ZM258 223H259V222H258ZM35 224H36V223H35ZM210 224H211V223H210ZM218 224L220 225V224H222V223L219 222ZM249 224H250V223H249ZM262 224H264V223H262ZM7 225H9V223H8ZM26 225H27V224H26ZM216 225H217V223H216ZM219 225H217V229H218ZM229 225H230V223H229ZM87 226H88V225H87ZM87 226H85V227H87ZM89 226H90V225H89ZM89 226H88V227H89ZM2 227H3V226H2ZM2 227H0V228H2ZM11 227H12V226H11ZM36 227H37V226H36ZM88 227H87V228H88ZM214 227H215V226H214ZM240 227H241V224H240ZM246 227H247V226H246ZM260 227H261V226H260ZM3 228H5V227H3ZM3 228H2V229H3ZM24 228H25V227H24ZM26 228H27V227H26ZM31 228H32V227H31ZM228 228H229V227H228ZM228 228H227V229H228ZM252 228H253V227H252ZM32 229H33V228H32ZM34 229H35V228H34ZM213 229H214V228H213ZM3 230H6V229H3ZM7 230H9V228H8ZM83 230H84V228H83ZM88 230H89V229H88ZM92 230H93V229H92ZM214 231H215V229H214ZM26 232H27V230H26ZM209 232H210V231H209ZM209 232H208V233H209ZM217 232H218V231H217ZM219 232H222V231L220 230ZM257 232H258V231H257ZM29 233H30V230H29V232H28L27 234H29ZM32 233H33V232H31V234H32ZM223 233H225V232H223ZM17 234H18V233H17ZM210 234H211V233H210ZM213 234H214V233H213ZM0 235H1V233H0ZM23 235H24V233H23ZM215 235L218 236V234H215ZM224 235H225V234H223V236H224ZM239 235H240V234H239ZM259 235H260V233H259ZM17 236H18V235H17ZM20 236H21V235H20ZM226 236H227V235H226ZM218 237H220V236H218ZM231 237H232V236H231ZM238 237H239V236H237V239H238ZM240 237H241V236H240ZM40 238H43V237L41 236ZM225 239H227V238L225 237ZM228 239H229V238H228ZM234 239H235V238H234ZM239 239H240V238H239ZM50 240H51V239H50ZM38 242H39V241H38ZM67 242H68V241H67ZM39 243H42V242L40 241ZM62 243H66V241H65V242H62ZM31 244L33 245V243H31ZM37 245H38V244H37ZM58 245H59V244H58ZM61 245H62V244H61ZM66 245H67V244H66ZM70 245H71V244H70ZM73 245H74V244H73ZM99 245H100V244H99ZM71 246H72V245H71ZM74 246H75V245H74ZM0 247H1V246H0ZM8 247H9V246H8ZM8 247H7V248H8ZM57 247L59 248V246H57ZM238 247H239V246H238ZM31 248H32V247H31ZM10 249H12V248H10ZM13 249H14V248H13ZM29 249H30V248H29ZM29 249H28V250H29ZM33 249H34V248H33ZM53 249H56V251H57V248H56V247H55V248H52V250H51L52 252H53ZM7 250H8V249H7ZM80 250H81V249H80ZM83 250H84V249H83ZM124 250H125V249H124ZM127 250H128V249H127ZM127 250H125V251H127ZM8 251H9V250H8ZM8 251H6V252H8ZM128 251H129V250H128ZM1 252H2V251H1ZM32 252H33V251H32ZM32 252H31L30 254H32ZM48 252L51 253L50 251H48ZM48 252H47V253H48ZM57 253H58V252H57ZM59 253H60V252H59ZM51 254H52V253H51ZM32 255H33V254H32ZM29 256H30V255H29ZM27 257H28V256H27ZM31 257H32V256H31ZM31 257H29V258H31ZM49 257H50V256H49ZM49 257H46V259H47V262L45 261L46 264H49V263H50V264H54V263H52V262H53L52 259L49 258ZM245 259H246V258H245ZM89 260H90V259H89ZM125 260H126V259H125ZM136 261H137V260H136ZM248 262H249V261H248ZM1 263L3 264V262H1ZM1 263H0V264H1ZM137 263H138V261H137Z\"/></svg>","mask_w":264,"mask_h":264},{"label":"snow or ice","instance_id":"obj_3","mask_svg":"<svg viewBox=\"0 0 264 264\" xmlns=\"http://www.w3.org/2000/svg\"><path fill=\"white\" fill-rule=\"evenodd\" d=\"M15 8H19L20 6L17 4V5H14Z\"/></svg>","mask_w":264,"mask_h":264}]
</instances>
